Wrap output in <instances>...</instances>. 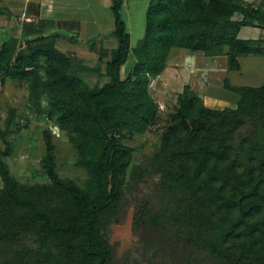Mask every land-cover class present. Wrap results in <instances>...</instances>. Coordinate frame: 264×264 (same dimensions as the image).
Instances as JSON below:
<instances>
[{
  "label": "trees",
  "instance_id": "1",
  "mask_svg": "<svg viewBox=\"0 0 264 264\" xmlns=\"http://www.w3.org/2000/svg\"><path fill=\"white\" fill-rule=\"evenodd\" d=\"M124 3L113 0L118 45L102 47L96 66L28 24L0 46L2 83H28L29 109L68 136L76 165L87 173L85 184L60 174L47 127L42 165L49 180L17 178L7 161L11 136L28 123L16 107L8 110L0 126V264H113L109 224L119 217L128 177L137 183L147 174L159 176L160 205L139 206L136 225L171 229L223 264H264V84L236 85L226 77L223 87L238 100L221 108L186 84L147 164H134V148L123 141L158 123L151 84L173 48L225 56L230 71L241 70L244 55H264V37L239 36L246 26L264 28V0H150L136 46ZM131 53L136 62L125 75ZM83 73L107 80L91 85Z\"/></svg>",
  "mask_w": 264,
  "mask_h": 264
},
{
  "label": "rangeland",
  "instance_id": "2",
  "mask_svg": "<svg viewBox=\"0 0 264 264\" xmlns=\"http://www.w3.org/2000/svg\"><path fill=\"white\" fill-rule=\"evenodd\" d=\"M250 1H253L256 5L262 3V0ZM149 3L150 0H126L123 18L128 24L133 46L138 44L145 33ZM0 7H2L1 2ZM11 16L7 15V19H12ZM235 18L240 19L242 15L236 14ZM108 26L111 28H106L107 30H105L106 32L104 36L102 35V38H93L90 41L91 43H100L94 45L96 52L90 50V47H93L90 44H68L69 46L67 47L69 49L76 51L74 55H76L77 61L96 66L99 64L100 49L102 47H117L118 38L113 33L115 29L114 15ZM5 29L4 31L2 26H0V46L3 39L5 40L12 35V31L9 28L6 27ZM239 36L241 38L264 37V28L246 26L242 28ZM64 51L69 52L67 50ZM176 51H184V49H176ZM195 56L199 59L200 56L204 55L196 53ZM207 59L213 62L208 68H205L197 60V66L200 67L198 69L200 76L196 79L194 77L191 82L195 81V87L201 86L200 84L205 82L207 84L212 82L215 86L210 88L211 92L222 97L221 100L229 103L227 105L235 104L238 100V94L219 84L226 77L236 85L257 87L264 84V55L242 56L240 59V71H230L225 56H220L217 59H213L210 56ZM134 62L135 55L131 53L126 65L125 75L129 73ZM177 63L179 61H173L171 68L166 73L167 75L154 79L151 84L152 94L159 103L158 123L146 132L127 136L123 140L125 144L134 148V164H147L149 162V158L153 155L160 142L162 133L169 125L170 115L176 109V96L180 92L179 90H182L183 84L189 80L183 63L180 61L182 63L181 68H183L181 70H179ZM105 70L106 64L103 63L102 71L105 72ZM82 76L91 85L102 84L107 80V77L96 73H83ZM193 76L195 75L193 74ZM1 80L2 77L0 75V126L4 127V120L11 107H16L20 114L19 119L24 123H28L20 133L11 136V140L14 143V151L7 158V161L13 174L21 181L28 183L47 182L49 180L42 165V157L46 148L43 132L45 128L50 127L54 134L53 140L56 144L60 174L63 177L74 178L81 184H85L87 173L83 168L76 165L77 152L69 141L68 136L61 132L59 127L47 115L42 118L41 115L29 109L28 83L11 78H8L5 83H2ZM43 103L45 106L47 105L46 100ZM217 107L221 108L222 106ZM0 146L4 147L1 138ZM128 179L129 187L119 217L118 219H112L108 227V237L114 250L113 264H223L209 254H199V252L193 251L192 246L187 245L183 238L177 236L171 229L156 230L146 224L143 226L142 224H140L141 226L136 225L135 217L139 206L143 203H148L149 207L158 208L160 205L157 188L159 176L147 174L137 183L130 179V176ZM2 186L3 181L0 176V188Z\"/></svg>",
  "mask_w": 264,
  "mask_h": 264
},
{
  "label": "crops",
  "instance_id": "3",
  "mask_svg": "<svg viewBox=\"0 0 264 264\" xmlns=\"http://www.w3.org/2000/svg\"><path fill=\"white\" fill-rule=\"evenodd\" d=\"M0 2L2 4V7H0V26H2L4 31L7 27L12 31V34L18 35L21 34L26 24L31 25L46 35L53 37L58 47L62 50L69 51V53L72 52L71 54L73 55L76 54V51L67 47L70 44L82 43L90 44V46L100 44L97 42L91 43L90 41L93 38L100 39L102 35L104 36L105 30H107L106 28H111L108 25L114 15L112 8L113 0H0ZM7 15H12V19H7ZM95 48L90 47V50L96 52ZM176 49L183 48H173L171 50L167 67L157 78L166 76L168 69L172 66L171 63L173 61H179L177 63L179 70L183 69L181 68V64L183 63L184 70L189 77V80L183 84L182 90L186 84H191L204 97L209 106L214 107L217 105L224 107L229 104L221 100L222 97L211 92L210 88L215 86L212 82L208 84L205 82L198 87H195V81L191 82V79L194 77L196 79L200 76L198 71L200 67L197 66V60L205 68H208L213 63L212 60L207 59L210 56H200L197 59L195 54H192L190 50L184 49V51H176ZM218 57L212 58L217 59ZM223 83L224 79L222 83L219 82L222 87ZM182 90L179 91L181 92ZM217 102H219V105Z\"/></svg>",
  "mask_w": 264,
  "mask_h": 264
}]
</instances>
